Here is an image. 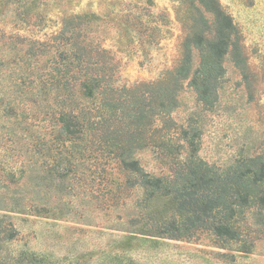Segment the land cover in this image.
Segmentation results:
<instances>
[{"label":"rangeland","instance_id":"1","mask_svg":"<svg viewBox=\"0 0 264 264\" xmlns=\"http://www.w3.org/2000/svg\"><path fill=\"white\" fill-rule=\"evenodd\" d=\"M218 1L239 30L244 69L225 60L215 105L199 107L185 89L173 117L192 116L196 158L214 169L247 159L264 166V0ZM92 13L108 24L103 47L117 62L120 85L153 82L180 58L186 7L178 0H0V264H264V204L243 210L248 229L237 241L206 230L169 239L148 229L182 221L170 198L141 203L139 191L116 193L122 176L115 171L66 170L70 159L56 154L44 126L29 116L39 108L37 89L31 97L26 84H36L38 70L27 47L54 35L63 19ZM129 13L140 17V30L153 31L141 48L123 34ZM137 158L158 172L150 150Z\"/></svg>","mask_w":264,"mask_h":264},{"label":"trees","instance_id":"2","mask_svg":"<svg viewBox=\"0 0 264 264\" xmlns=\"http://www.w3.org/2000/svg\"><path fill=\"white\" fill-rule=\"evenodd\" d=\"M178 1L186 7L181 55L153 82L118 83L117 62L103 47L108 24L93 13L63 19L47 40L30 42L27 56L35 60L38 74L36 84L30 80L26 88L31 97L29 91L37 89L39 109L29 116L44 126L56 154L70 159L66 170L115 171L122 176L116 193L139 191L141 203L156 197L175 202L182 221L155 222L150 233L179 240L206 230L223 242L237 241L248 229L243 210L252 204L263 207L264 166L247 159L226 170L214 169L196 158L198 134L190 125L192 116L177 121L173 115L182 107L185 89L193 92L199 107L215 105L223 62L244 69L241 36L218 0ZM121 25L139 48L153 32L138 28L136 14H127ZM144 150L154 154L158 172L141 165L137 153ZM183 153L185 158L180 157Z\"/></svg>","mask_w":264,"mask_h":264}]
</instances>
